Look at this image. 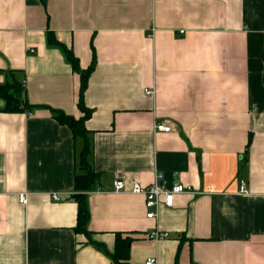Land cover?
I'll use <instances>...</instances> for the list:
<instances>
[{
  "label": "crops",
  "instance_id": "crops-1",
  "mask_svg": "<svg viewBox=\"0 0 264 264\" xmlns=\"http://www.w3.org/2000/svg\"><path fill=\"white\" fill-rule=\"evenodd\" d=\"M63 47L81 69L95 59L90 240L74 231L83 140L49 110L82 116ZM12 81L34 109L5 113L0 98V264H112L116 235L131 264H264V0H0V85ZM156 177L194 192L147 219L132 181Z\"/></svg>",
  "mask_w": 264,
  "mask_h": 264
},
{
  "label": "trees",
  "instance_id": "trees-1",
  "mask_svg": "<svg viewBox=\"0 0 264 264\" xmlns=\"http://www.w3.org/2000/svg\"><path fill=\"white\" fill-rule=\"evenodd\" d=\"M47 40L50 45L57 44L52 33L47 34ZM63 51L66 60L71 66L73 72L77 73L80 78L79 88V100L77 103L78 109L82 113V116L75 119L72 116L64 114L60 110L49 109L52 118L62 126H66L74 138H81L83 140V148L79 154L78 168L81 171L80 174L74 176L73 188L76 192L72 198L77 204V221L74 227L75 233H80L87 236L90 240L91 233L87 229L88 221V209L85 202L84 193L91 191L98 183V173H96L90 166L89 155L91 153L90 143L87 138V130L85 128V122L89 118L91 111L86 108L83 102V94L87 85V80L91 74L95 59L92 58V63L86 69H81L78 65L77 58L73 55L70 49L63 47ZM0 98L4 101L5 113H20L31 112L34 109L24 99V88L21 82L12 81L4 85H0ZM250 143V139L248 144ZM130 240L121 238L120 235H116L114 252L111 254L112 264H131L129 261V244Z\"/></svg>",
  "mask_w": 264,
  "mask_h": 264
},
{
  "label": "built area",
  "instance_id": "built-area-1",
  "mask_svg": "<svg viewBox=\"0 0 264 264\" xmlns=\"http://www.w3.org/2000/svg\"><path fill=\"white\" fill-rule=\"evenodd\" d=\"M144 93L147 96L153 97L154 96V90L153 89H146ZM154 129L156 131L160 132H169L170 128L163 125L156 123L154 125ZM157 178L156 181L153 185L148 186V187H141L139 183L135 180L132 181V189L131 193L132 194H140L144 196V201H145V208L147 210L146 213V218L147 219H155L157 216V210L163 202V204L166 207H171L173 205V200L174 196L182 193H193V189L190 186L183 185L180 183H175L170 189H165L157 184ZM245 182L240 181L239 182V193L242 195H247V190L245 187ZM125 183L122 180H116L113 183V191L115 193H120L124 191ZM52 199L55 201L59 200L58 195H52ZM20 203L25 202V197L24 195H21L19 198ZM168 234L167 233H162L159 231H154L148 235V238L151 240H161L164 238H167ZM144 264H156V260L154 258H149L145 261Z\"/></svg>",
  "mask_w": 264,
  "mask_h": 264
}]
</instances>
